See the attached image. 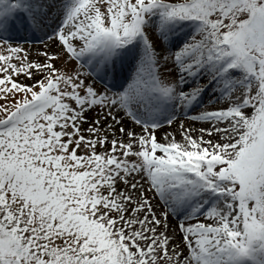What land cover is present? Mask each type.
<instances>
[{
  "label": "snow or ice",
  "instance_id": "snow-or-ice-1",
  "mask_svg": "<svg viewBox=\"0 0 264 264\" xmlns=\"http://www.w3.org/2000/svg\"><path fill=\"white\" fill-rule=\"evenodd\" d=\"M0 264H264V0H0Z\"/></svg>",
  "mask_w": 264,
  "mask_h": 264
},
{
  "label": "rangeland",
  "instance_id": "rangeland-1",
  "mask_svg": "<svg viewBox=\"0 0 264 264\" xmlns=\"http://www.w3.org/2000/svg\"><path fill=\"white\" fill-rule=\"evenodd\" d=\"M160 135V133H158V136Z\"/></svg>",
  "mask_w": 264,
  "mask_h": 264
}]
</instances>
